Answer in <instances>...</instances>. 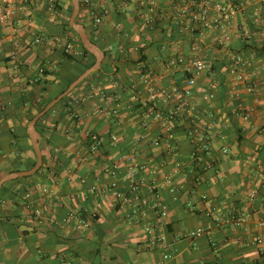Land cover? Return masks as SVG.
<instances>
[{
  "label": "crops",
  "instance_id": "crops-1",
  "mask_svg": "<svg viewBox=\"0 0 264 264\" xmlns=\"http://www.w3.org/2000/svg\"><path fill=\"white\" fill-rule=\"evenodd\" d=\"M98 1L108 9L101 25L94 24L82 2L77 20L105 58L68 103L37 125L44 169L0 190V264H260L264 0ZM230 6L234 12L225 19L221 8ZM72 11L71 0H30L13 26L0 23V179L30 169L36 155L28 133L30 117L85 71L82 63L89 58L80 63L65 53L74 36L65 29ZM201 11H206L204 17ZM146 17L151 26L144 23ZM38 37L42 43L35 41ZM179 57L184 63L171 67L169 61ZM197 58L210 68L196 77L192 115L186 112L175 123L172 139L154 115L143 127L150 99L142 76L173 89L191 76ZM250 83L253 92L247 90ZM207 92L214 97L206 99ZM175 103L174 95L162 98L159 108L168 111ZM117 104L116 117L101 109ZM242 111H250L249 120ZM192 118L202 128L195 137L188 134ZM90 135L102 139L101 149L80 162ZM197 150L202 160L193 158ZM133 153L146 165L139 176L150 183L142 188L138 205L127 184L107 194L89 190L114 179L104 166L117 162L126 171L123 156ZM55 164L62 166L56 182L51 177ZM32 182H45L46 191L26 197L23 187ZM253 192L256 197L250 200ZM37 206L44 212L40 220L33 215ZM70 211L80 212L90 227L49 220ZM245 211L249 219L236 223L233 216ZM198 229L205 231L190 236Z\"/></svg>",
  "mask_w": 264,
  "mask_h": 264
},
{
  "label": "built area",
  "instance_id": "built-area-1",
  "mask_svg": "<svg viewBox=\"0 0 264 264\" xmlns=\"http://www.w3.org/2000/svg\"><path fill=\"white\" fill-rule=\"evenodd\" d=\"M151 3H154V0H148ZM81 2L87 6L89 10V16L94 22L96 26H99L102 24L104 17L108 13L107 7L101 3L98 0H81ZM30 3V0H5L4 3L0 4V23L6 27L13 26L14 18L18 14L19 10H22L25 8V5ZM222 10L226 11L224 18L229 19L230 14L234 12V8L230 6L228 9L226 7H222ZM206 14V11H201V17H204ZM199 17V16H198ZM151 19L145 18V24L147 26H151ZM37 43H42L43 39L41 37H38L35 39ZM81 45L79 44L76 37H71L69 41L65 45V53L73 55V56H81L83 55V50L80 48ZM240 61V62H239ZM170 65L173 68H176L184 63V58H172L170 61ZM238 62L241 63V59H238ZM210 68L209 63L202 59L197 58L194 59L191 63V67L189 68V71L191 72V76L186 78L183 84L179 87H174L173 89H167L164 87H159L156 85L153 77L151 76H142V82L145 85L147 89V93L149 94V102L147 103L146 109L147 115L142 119L141 123L142 126L147 128L149 126L148 117H151V115H154L155 118L162 121L163 126L166 131V135L172 139L174 137V127L175 123L180 119L185 117V113L192 115L194 111V106L191 100V97L193 96V89L196 84V77L201 75L202 73L208 71ZM132 89H137V84H134L132 86ZM247 90L249 92H253L255 90V85L253 83L247 84ZM176 96V103L174 107H172L170 110L165 111L161 108H159V102L162 98L170 99L172 96ZM214 94L211 92H207L205 94V98H213ZM120 106L113 105L112 107H101L102 111L105 112L110 117H116L120 114ZM242 117L245 120L250 119V111H242L240 113ZM191 122L193 123V126L188 130V134L192 137H195L197 135L201 134L202 128L200 125L196 124V121L192 118ZM245 130V128H243ZM147 135H143L142 139H146ZM90 144L89 148L85 149V153H82L79 155L78 160L84 161L85 159L90 158L92 154H95L99 152L102 146V139L98 135H90ZM153 144L155 146L160 145V140L156 139ZM205 149H208L209 147L206 145L204 147ZM224 153H228L229 150L226 147L222 148ZM89 154H88V153ZM87 153V154H86ZM193 158L196 160H202L201 153L197 150L194 151L192 154ZM123 160L125 161L127 165V170L124 171L119 163H113L111 165L104 166V171L111 176H113V180L108 185H101L99 183L93 184L90 187V191L92 193L96 194H107L110 191H116L119 187H121L124 184L128 185L129 191L133 193V197L136 200V205H138V202L141 201V191L144 185L150 184L146 177L139 176V173L141 171L146 170V165L141 160L140 155L138 153L133 154H126L123 156ZM263 175V174H262ZM82 182H85V180H82ZM46 191V187L37 184V187L29 188L26 191V197H32L33 191ZM173 191V190H172ZM120 195L119 193H117ZM256 197V192H253L250 195V200H253ZM98 210V206L94 207L92 213L95 214ZM137 209L135 210V212ZM167 210L165 207H162L161 214L163 216L167 215ZM33 215L36 217L37 220H40L43 215V209L40 206H37L33 208ZM249 219L248 212H243L239 215H234L233 220H235L236 223L241 224L246 222ZM49 220L52 223H62V224H73L76 228H83L87 229L90 227V224L86 218L83 217V215L78 211H70L68 212L64 217L57 219L56 216L51 215L49 216ZM220 221H224L223 219H217ZM151 233V230H149ZM204 229H198L195 231L190 232V236L192 237H199L204 233ZM153 240H157L158 237L152 236ZM258 244L263 243V239L259 238L257 240ZM262 254V260L260 264H264V250H261ZM165 258H169V254H165Z\"/></svg>",
  "mask_w": 264,
  "mask_h": 264
},
{
  "label": "water",
  "instance_id": "water-1",
  "mask_svg": "<svg viewBox=\"0 0 264 264\" xmlns=\"http://www.w3.org/2000/svg\"><path fill=\"white\" fill-rule=\"evenodd\" d=\"M72 1H73V11L70 17L69 25L78 34L83 47L92 54H94L96 58L95 63L91 67L86 69L81 75H79L62 93H60L57 97L52 99L41 111H39L36 115H34V117L30 120L28 124V133L32 140L33 148L37 157V162L35 166H33L30 169L12 172L2 177L0 179V190L2 189L5 183L15 179L32 176L42 167L44 158L41 148V136L39 131L37 130L38 120L41 117H43L46 113H48L52 108H54L64 97H66L72 91H74L76 87L81 82H83L91 73L99 70L105 58L104 51L100 48V46H98V44H96L91 39L84 24H82L77 20L81 10V0H72Z\"/></svg>",
  "mask_w": 264,
  "mask_h": 264
},
{
  "label": "trees",
  "instance_id": "trees-1",
  "mask_svg": "<svg viewBox=\"0 0 264 264\" xmlns=\"http://www.w3.org/2000/svg\"><path fill=\"white\" fill-rule=\"evenodd\" d=\"M65 29L67 30V31H69V32H71L73 35H74V37H76L77 38V40H78V42H79V44L81 45V47H82V50H83V55H81V57H76V56H73V55H70V54H67L66 53V55L69 57V58H72V59H74L76 62H80V63H82L83 62V60L84 59H86V58H89L88 59V61L86 62V63H82V66H83V69L84 70H86V69H88L89 67H91L94 63H95V60H96V58H95V56H94V54H92L91 52H89L88 50H86L84 47H83V45H82V43H81V41H80V39H79V36H78V34L74 31V29L73 28H71L70 26H69V23L68 22H66L65 23ZM88 80V78H86L83 82H81L77 87H79L82 83H84V82H86ZM69 86V85H68ZM76 87V88H77ZM73 92V91H72ZM72 92L69 94V95H67L66 97H64L54 108H52L48 113H46L43 117H41L39 120H38V122H37V125L45 118V117H47L49 114H51L52 113V111L54 110V109H56L57 107H60V106H62V105H64V104H66V103H68V101H69V99H70V97H71V94H72ZM52 99H49V100H47V101H45V102H43V103H41L38 107H37V113L39 112V111H41L50 101H51ZM33 118V115L30 117V120ZM89 144H90V140H88V144H87V147H86V149H88L89 148ZM84 153H85V151H84ZM88 153V152H87ZM86 153V154H87ZM89 154V153H88ZM43 158H44V161H45V157L43 156ZM78 160V159H77ZM44 161H43V165H42V167L34 174V175H32V176H28V177H24V178H20V179H27V178H30V177H33V176H36L37 174H39L43 169H44V167H45V163H44ZM36 162H37V157H36V155H35V159L31 162V164L29 165V167L28 168H32L33 166H35V164H36ZM54 168H53V170L51 171V177L53 178L52 180L53 181H57V177L59 176V174H60V172L62 171V166H59L58 164H55V166H53ZM20 179H15V180H12V181H19ZM49 180H51V178L49 179ZM45 183V182H44ZM44 183H40V185H42V186H44L45 187V184ZM37 184L38 183H35V182H32V183H28V185H26L25 184V186L23 187V190L22 191H27L29 188H32V187H37ZM5 186H6V183L3 185V189L5 188ZM3 189H2V191H3Z\"/></svg>",
  "mask_w": 264,
  "mask_h": 264
},
{
  "label": "rangeland",
  "instance_id": "rangeland-1",
  "mask_svg": "<svg viewBox=\"0 0 264 264\" xmlns=\"http://www.w3.org/2000/svg\"><path fill=\"white\" fill-rule=\"evenodd\" d=\"M72 1V0H71Z\"/></svg>",
  "mask_w": 264,
  "mask_h": 264
}]
</instances>
